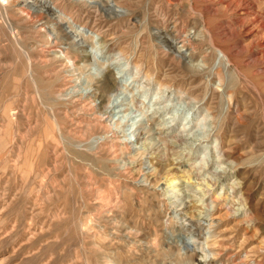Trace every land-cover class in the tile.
Instances as JSON below:
<instances>
[{"label":"rangeland","instance_id":"374dc122","mask_svg":"<svg viewBox=\"0 0 264 264\" xmlns=\"http://www.w3.org/2000/svg\"><path fill=\"white\" fill-rule=\"evenodd\" d=\"M53 1L101 36L0 0V263L264 264L263 47L215 0Z\"/></svg>","mask_w":264,"mask_h":264},{"label":"bare ground","instance_id":"6f19581e","mask_svg":"<svg viewBox=\"0 0 264 264\" xmlns=\"http://www.w3.org/2000/svg\"><path fill=\"white\" fill-rule=\"evenodd\" d=\"M3 1H6V0H3ZM70 1H71V3L72 2L73 3H77L76 0H70ZM21 2L23 3V6L27 7L31 11H34V13H39L40 15L43 14V15H46L49 18L53 19L54 22H56V23H54V25L58 28V31L60 32V34L61 33L63 34V38H65L64 41L65 40H67V42L71 41V43L69 44L70 49L71 48L74 49V47L77 48V46L80 45V44H78L76 42L77 38H80L82 36H88V37L89 36H96V38L97 37L99 38L101 36V34L99 32L97 33L92 28H89L88 26L80 25V24H78V22H74L71 17L68 18V20H69L68 21L67 18H65V12L63 11V9H60L54 3L53 0H21ZM120 2H121V0H120ZM215 2L218 4V6L219 5L221 7L224 6V8L228 9L229 11L231 10L235 14L234 18L232 19L233 23L238 26V29L242 32V34L245 35L246 39L253 45L256 43L260 47H263V50H264V0H215ZM83 4H84V6L91 7V8L95 7V8H98V9L102 5L99 0H90V1L84 2ZM111 5H112L113 8H118V9L122 10V14H121L122 17H130V16L132 17V11L130 9H128V8H125V6L122 7L116 1L115 2L113 1ZM159 9H160V7H159ZM158 10L156 9V13L155 14H158L157 15V16H159L158 18H161L160 17L161 15L159 14L160 12L158 13ZM166 16L164 15L163 18H162L163 19L162 20L163 28H165V29L169 27V26H167V23H168L169 19ZM159 20H157V21H159ZM171 23H173V21ZM173 26L177 27L176 24H174ZM203 29L205 30L206 35H208L207 37L209 39H211L210 31L207 29V27L205 25H204ZM157 31H158V33L160 32V30H157ZM167 35H169L170 38L165 41L166 47H164V49L165 48L167 49V47H171L173 42H176V41L180 40L181 38H182V40H181L180 43H182L183 45L186 44L189 41L188 39H185V38L183 39V37H181V33L179 31H176V34L174 32V35L168 34V33H167ZM55 39L58 41V38H55ZM70 49L68 48L67 51L70 50ZM161 49H162V46H161ZM263 50H262V53H263ZM177 56H178V58L180 60L183 59V56H179V55H177ZM223 56L226 57V55L224 53H223ZM175 57H176V55H175ZM115 84H116L115 79L105 75V78L103 80L98 81V83L96 84V88H95L96 92H95V94L97 92L100 93V99L102 101L103 99H106V98H104V95H102L103 91L108 89V91H110V93H112L113 92V88H115ZM95 96L96 95H94V97ZM97 96H96V98H97ZM148 165L150 166V164H148ZM151 165L155 166L152 163H151ZM161 167L163 168V166H161ZM176 173H177V171H174L172 169V171H168L167 172L166 176L174 177V174H176ZM173 180H175V179H171L170 181H172V183H173ZM217 181H219V180H217ZM172 186H176V184L174 183V184H172ZM211 218H209V219H211ZM200 223H201L200 225L206 226L207 230H209L206 235L205 234H201V233L197 234L196 228H192L191 225H189V223H186V220H183L181 222V226H180V228H181L180 229V231H181L180 236L179 237H174L172 232H169L167 234V236L170 238V240H173V238H175L176 241H175L174 244H175V246L177 248H179V251H181L180 249H187L188 246H189V242H187L186 239H184V237H183L184 235L182 234V232L189 233L192 237L195 236L197 239H199V241L198 240L197 241L199 242V244H200L199 248L202 251L201 257H202V259H204L206 261L209 257H211L213 255V253H212V251L210 249V245H209V240L211 239L212 228H213L212 225L213 224H212L211 220H210V223H208L206 221L203 222V223L200 221ZM180 231H178V232L180 233ZM211 248H214V245H212ZM0 264H2V263H0Z\"/></svg>","mask_w":264,"mask_h":264}]
</instances>
